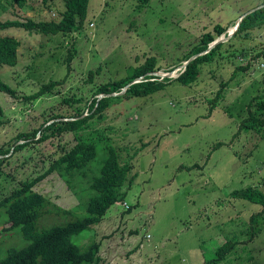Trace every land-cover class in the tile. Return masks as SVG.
Masks as SVG:
<instances>
[{
    "label": "rangeland",
    "instance_id": "obj_1",
    "mask_svg": "<svg viewBox=\"0 0 264 264\" xmlns=\"http://www.w3.org/2000/svg\"><path fill=\"white\" fill-rule=\"evenodd\" d=\"M263 2L149 0L143 5L138 0H90L82 29L69 35L1 31L21 46L17 66L1 71L14 94L0 91V150L4 156L9 153L0 200L22 182L45 174L64 148L77 143L78 134L39 142L40 133L15 151L27 142L19 141L20 135L48 121H67L79 109L89 117L100 85L130 77L155 58L161 70L154 75L166 84L164 89L114 102L103 119L95 118L80 132L90 139L99 135L101 146L117 148L121 164L132 163L133 183L124 190L125 200L111 207L101 224L74 236L73 243L82 250L100 243L105 264H207L217 248L235 242L232 255L219 264H264V226L253 230L251 222L262 207L231 196L248 186L264 192V134L239 133L249 102L264 94V28L249 38L223 42L220 58L202 67L193 86L178 81L188 54L205 34L216 35L218 25L229 33ZM65 3L35 0L21 9L13 0H0V18L59 20ZM52 82L57 85L51 91L32 98ZM128 88L111 95L122 96ZM105 156L101 150L91 169L98 172ZM34 190L66 210L80 203L57 173ZM74 211L77 217L86 216L85 209ZM60 219L53 224L66 222ZM28 243L21 229L9 230L0 215V261L9 249Z\"/></svg>",
    "mask_w": 264,
    "mask_h": 264
},
{
    "label": "trees",
    "instance_id": "obj_2",
    "mask_svg": "<svg viewBox=\"0 0 264 264\" xmlns=\"http://www.w3.org/2000/svg\"><path fill=\"white\" fill-rule=\"evenodd\" d=\"M33 1L35 0H13L21 9H24ZM40 1L47 5L52 0ZM138 1L143 5L149 3V0ZM89 2L90 0H66L65 8L60 14L59 20L35 21L27 19L3 21L0 18V32L10 28H18L47 36L69 35L82 29L88 17ZM263 5L264 2L261 6ZM262 28H264V7L244 18L234 38H249L252 31ZM215 30L216 35L207 33L203 36L200 45L188 54L187 61L194 55L208 51L209 46L218 37L223 36L227 28L218 25ZM20 46V40L16 37L0 34V91L2 92L14 94L13 89L2 81L1 71L4 67L17 66ZM224 46L225 43H221L209 53L192 61L187 66L186 71L178 76V81L183 86H193V84L197 83L201 77L200 75H202V67L205 64L217 61ZM159 70L161 68L155 58L147 59L144 64L134 70L130 77L119 81L109 80L100 85L95 91V98L91 100L89 110L92 114L89 117L85 116L83 109H79L67 121L52 123L48 121L41 128L18 137L19 141L27 142L18 145L15 151L24 149L27 143L30 140H35L40 133L42 136L39 142L47 141L63 133L78 134L77 143L70 149L64 148L61 157L51 162L45 174L32 181L22 182L9 195L0 200V215L3 219V225H9V230L20 228L23 236L30 242L27 247L22 249H9L7 256L0 261V264H105L100 255L102 250L100 243L96 242L86 250H82L73 243V237L101 224L108 210L118 202L125 200L124 190L126 186H131L133 183V179L130 178L132 163L129 162L130 166L122 165L117 148L110 144L101 146L103 139L98 137L99 135L97 137L89 135L96 138L90 139L80 132L89 129L91 121L95 118L103 119L105 112L108 111L114 102L120 99L149 97L164 89L166 84L159 83L160 77L154 75ZM137 80L141 81L131 85ZM56 85L57 83L52 82L43 86L40 92L32 96V98L37 99L45 95ZM127 87L129 88L124 95H111L114 93L120 94ZM100 95L104 97L100 98ZM251 131L260 135L264 134V94H259L251 99L247 106L246 117L239 127V133ZM220 146L222 144L218 145V147ZM101 150L105 152L106 156L97 172L91 169V164L98 159ZM3 152H5L4 149H1L0 177L6 175L4 167L9 155V151H7V156H4ZM54 173H57L67 186L77 194L78 202H80L77 208L72 210L63 209L45 195L34 190L39 182ZM231 196L235 199L246 200L260 205L262 211L251 218L252 229L254 230V225H259L260 223V226H264V192L259 187L248 186L238 189L233 191ZM78 208L85 209V217H77L74 210ZM128 209L130 210V208ZM60 217L65 218L66 222L53 224L60 222ZM41 219H44V221L40 223ZM263 228L261 229L263 230ZM235 249V242L224 243L215 252V257L207 260V264H219L231 256Z\"/></svg>",
    "mask_w": 264,
    "mask_h": 264
},
{
    "label": "water",
    "instance_id": "obj_3",
    "mask_svg": "<svg viewBox=\"0 0 264 264\" xmlns=\"http://www.w3.org/2000/svg\"><path fill=\"white\" fill-rule=\"evenodd\" d=\"M262 7H264V5H263V6H259V7L255 8V9H253L252 11L246 13V14H245V15H244V16H243V17L237 22L236 29H235L234 33H232L228 39L216 40L215 42H213V43L209 46L208 51L203 52V53H200V54H197V55H194L189 61H187V63H186L185 65L182 66V68H183V69H184V68L186 69L187 66H188L192 61H194L196 58H198V57H200V56H202V55H204V54H206V53H209V52H210L214 47H216L217 45H219V44H221V43H223V42H227V41H229V40H230L232 37H234V35L238 32V30H239V28H240V25H241L242 21L244 20V18H246L249 14H251V13H253V12H255V11L261 9ZM224 35H225V34H224ZM183 73H184V72H183ZM168 76H171V75H168ZM138 82H139V81H135V82H133L132 84H134V83H138ZM102 97H104V96H103V95H100V98H102Z\"/></svg>",
    "mask_w": 264,
    "mask_h": 264
},
{
    "label": "bare ground",
    "instance_id": "obj_4",
    "mask_svg": "<svg viewBox=\"0 0 264 264\" xmlns=\"http://www.w3.org/2000/svg\"><path fill=\"white\" fill-rule=\"evenodd\" d=\"M237 25V24H236ZM236 25L229 31V33H226L225 34V37H230V35L232 34V33H234V31H235V29H236ZM225 37H224V39H225ZM218 40V39H217Z\"/></svg>",
    "mask_w": 264,
    "mask_h": 264
},
{
    "label": "crops",
    "instance_id": "obj_5",
    "mask_svg": "<svg viewBox=\"0 0 264 264\" xmlns=\"http://www.w3.org/2000/svg\"><path fill=\"white\" fill-rule=\"evenodd\" d=\"M218 249V248H217ZM103 251V250H102Z\"/></svg>",
    "mask_w": 264,
    "mask_h": 264
}]
</instances>
